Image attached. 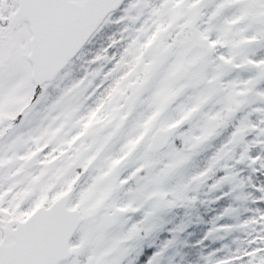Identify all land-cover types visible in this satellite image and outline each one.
<instances>
[{"label": "snow or ice", "instance_id": "6c2138e0", "mask_svg": "<svg viewBox=\"0 0 264 264\" xmlns=\"http://www.w3.org/2000/svg\"><path fill=\"white\" fill-rule=\"evenodd\" d=\"M202 188L264 264V0H0V264H162Z\"/></svg>", "mask_w": 264, "mask_h": 264}, {"label": "flooded vegetation", "instance_id": "af4514ba", "mask_svg": "<svg viewBox=\"0 0 264 264\" xmlns=\"http://www.w3.org/2000/svg\"><path fill=\"white\" fill-rule=\"evenodd\" d=\"M200 192L202 193L200 199L192 207L164 211L161 214L162 219L159 227L143 240L142 247H151L153 251L158 250L162 243L170 242L165 249L162 264H186V258L189 254H195V264H201L204 256L210 252L219 250L216 253L217 256H223L227 254L228 249L236 247V244L225 243L227 239L225 232H217L214 229L219 224H234L248 215L243 211L244 203L233 198H225L223 203L220 201L213 202L212 195L207 193L206 189L202 188ZM229 204L238 207L239 213L234 216H221V211ZM172 215L173 222L170 229V216ZM242 236L243 233L238 232L234 238ZM208 238L213 239V241L211 240L213 242L212 251L202 248V242ZM172 241L173 247H171ZM225 245L227 248L224 247ZM170 248L171 250L168 251ZM132 264H136V260H133Z\"/></svg>", "mask_w": 264, "mask_h": 264}, {"label": "rangeland", "instance_id": "374dc122", "mask_svg": "<svg viewBox=\"0 0 264 264\" xmlns=\"http://www.w3.org/2000/svg\"><path fill=\"white\" fill-rule=\"evenodd\" d=\"M177 211V209H176ZM175 211V212H176ZM170 220H171V225H170V229L172 228V222H173V215L170 216ZM239 221H236V223H238ZM231 223V222H230ZM235 224V223H234ZM239 231H232V232H226L225 236L227 237L225 243L227 242L229 245H235L234 241L237 238H234V236L238 233ZM172 234V233H170ZM211 240L213 241V239L208 238L207 240L202 242V248L204 250H209L212 251L213 250V242H211ZM171 247H173V241L171 242ZM171 248L168 250L170 251ZM172 255V254H171ZM198 259V258H197ZM196 263V255L195 254H189L187 255L186 258V264H195ZM173 264V263H172ZM201 264H204V260L202 261Z\"/></svg>", "mask_w": 264, "mask_h": 264}]
</instances>
